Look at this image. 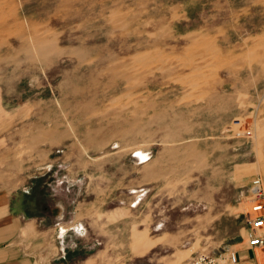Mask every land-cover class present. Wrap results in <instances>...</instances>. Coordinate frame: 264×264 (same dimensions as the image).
I'll return each instance as SVG.
<instances>
[{
	"label": "rangeland",
	"instance_id": "rangeland-1",
	"mask_svg": "<svg viewBox=\"0 0 264 264\" xmlns=\"http://www.w3.org/2000/svg\"><path fill=\"white\" fill-rule=\"evenodd\" d=\"M13 177L29 216L57 214L53 258L244 249L264 181V0H0V182Z\"/></svg>",
	"mask_w": 264,
	"mask_h": 264
},
{
	"label": "crops",
	"instance_id": "crops-1",
	"mask_svg": "<svg viewBox=\"0 0 264 264\" xmlns=\"http://www.w3.org/2000/svg\"><path fill=\"white\" fill-rule=\"evenodd\" d=\"M13 177L10 181L0 182V264H72L82 263L80 260L70 262L66 259V252L62 250L60 256L53 258L45 248L50 243L43 219L45 216H57L50 208L39 209L41 214L28 215L29 209L23 196H28L29 190L22 189ZM57 212L64 211L61 203L55 205ZM42 244V247H39ZM250 252L247 248L241 253ZM56 259L57 261H53Z\"/></svg>",
	"mask_w": 264,
	"mask_h": 264
},
{
	"label": "built area",
	"instance_id": "built-area-1",
	"mask_svg": "<svg viewBox=\"0 0 264 264\" xmlns=\"http://www.w3.org/2000/svg\"><path fill=\"white\" fill-rule=\"evenodd\" d=\"M250 203L245 211L244 242L250 256H243L234 248L224 251H198L192 253L183 264H264V181L252 179L247 196Z\"/></svg>",
	"mask_w": 264,
	"mask_h": 264
},
{
	"label": "bare ground",
	"instance_id": "bare-ground-1",
	"mask_svg": "<svg viewBox=\"0 0 264 264\" xmlns=\"http://www.w3.org/2000/svg\"><path fill=\"white\" fill-rule=\"evenodd\" d=\"M5 10V9H4ZM13 13H14V11H13ZM12 14H11V12H9V11H7V10H5V11H3L2 12V17H4L5 19H8L10 16H11ZM15 23V22H14ZM17 25L16 26H20L18 23H16ZM14 25V24H13ZM29 27V26H28ZM10 28V27H9ZM17 28V27H16ZM11 29V28H10ZM16 30H18V29H16ZM207 41V40H206ZM205 41V42H206ZM38 43H39V45H41V46H43V47H41V50H45L47 47H50L49 46V44H52V41H50V40H48V39H46V40H42V39H40L39 41H38ZM203 44V43H202ZM207 44V43H206ZM204 45V44H203ZM209 45V44H208ZM212 46V45H211ZM213 47V46H212ZM212 47H211V49H212ZM207 48H209V47H207ZM206 48V49H207ZM206 51H208V50H206ZM213 51V50H212ZM214 54L216 53V54H218V52H217V50H215L214 49ZM210 54H211V52H210ZM212 54H213V52H212ZM215 54V55H216ZM217 57V56H216ZM220 57H222L221 55H220ZM121 214V212L119 213V211L118 212H115V213H113V216H116V215H120ZM110 217V216H109ZM140 233L141 232H137L135 235H137V236H139L140 235ZM140 236H143V234H141Z\"/></svg>",
	"mask_w": 264,
	"mask_h": 264
}]
</instances>
